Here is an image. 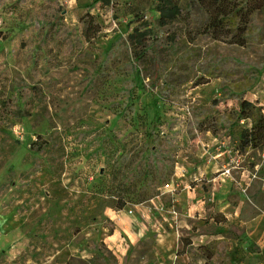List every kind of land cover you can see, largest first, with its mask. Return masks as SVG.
<instances>
[{"label": "rangeland", "instance_id": "obj_1", "mask_svg": "<svg viewBox=\"0 0 264 264\" xmlns=\"http://www.w3.org/2000/svg\"><path fill=\"white\" fill-rule=\"evenodd\" d=\"M188 2L159 27L155 0H0V264H126L114 221L172 203L176 179L207 195L205 218H177L181 197L164 224L158 209L143 238L152 264H192L182 241L198 234L211 237L198 247L205 264L257 258L249 232L257 220L264 231V209L247 186L264 147L241 150L239 134L262 115L264 9L238 47L202 35L207 16ZM150 28L145 46L131 44ZM210 136L225 152L216 166ZM204 163L216 179L193 183Z\"/></svg>", "mask_w": 264, "mask_h": 264}, {"label": "crops", "instance_id": "obj_2", "mask_svg": "<svg viewBox=\"0 0 264 264\" xmlns=\"http://www.w3.org/2000/svg\"><path fill=\"white\" fill-rule=\"evenodd\" d=\"M258 106H260L262 115H264V101L259 102ZM208 144L210 147V150L208 151L212 155H214V158L212 160V163L217 164V162H214L216 159L221 158V156L225 155V152H222L221 154H218V152H215L212 148L214 146H217L218 144V138L214 136H210V139L208 140ZM251 152H256L255 150H250ZM246 152V154H250L251 152ZM258 156L255 157L256 161V167L261 166L258 169L257 173V179H255L253 182L248 185V193L251 195V198L253 201H255L256 206L258 208L264 209V160L260 159V156H264V150L262 151H257ZM244 158V157H242ZM211 163V164H212ZM211 164L207 165L206 163L202 164L201 166H197V172H192L194 176V182H197L201 178V176H205L206 180L211 179H216L213 176L212 172V166ZM212 172V173H211ZM253 170H251V173ZM178 176V175H177ZM176 177V176H175ZM221 177L219 176V179ZM175 178H173L174 180ZM177 184L180 185V193L178 194L177 198H173L171 201L172 203L169 202V199L167 197H164L163 199H154L146 204L135 208L134 213L137 214L138 216H123L120 218V221L115 222V224L120 226V230L125 232L127 234L128 240L126 241L127 238L124 239L126 244L124 243V246L127 247L126 249V264H152L154 261V258L156 255H153L150 251L146 249V243L143 242V238L145 237V234L150 227L149 225L152 223L158 224V209L161 211L160 212V218H161V223L164 224L167 219H173L169 215H165L166 211L174 208L175 211L177 208H179L180 205H182L179 202V197L182 199H186V205H182V211H179L180 214L177 215V218L181 216V213H186L188 212V209L191 211H194L193 215H187L185 218L187 219H195L196 221L202 218H205V211H204V204H205V199L207 198V195L205 196V193L202 192L200 193L198 189V185L194 184V186H191V190H185L183 189L186 185V181L184 179H176L174 180ZM179 188V187H178ZM172 189H174V185H172ZM165 194H169L165 192L164 194L161 195L165 196ZM186 196L192 198L191 200H187ZM208 199V198H207ZM218 201H222V199H219ZM174 202V203H173ZM156 211L148 214V217L146 216V213L148 211ZM163 211V212H162ZM113 218V217H112ZM256 218V216H254ZM256 226L254 227V231L249 232L251 239L257 244L259 247L258 249V254H256L257 258L253 257L248 264H264V231L260 230L261 226L259 224V221H256ZM120 230L117 228L116 231L120 233ZM158 236V235H157ZM208 234H198L195 236V238H191V244L187 250H185L186 256H188L189 260H192V264H205L204 260L202 257H198L200 255L199 252V246L201 244L203 245L204 242H207ZM108 240H114L115 244L117 241V236L114 234L112 236L107 237ZM199 242V243H198ZM123 251L125 252L124 248H122ZM147 250V251H146ZM152 258V259H151ZM188 258H186L188 260ZM179 264V263H178Z\"/></svg>", "mask_w": 264, "mask_h": 264}, {"label": "trees", "instance_id": "obj_3", "mask_svg": "<svg viewBox=\"0 0 264 264\" xmlns=\"http://www.w3.org/2000/svg\"><path fill=\"white\" fill-rule=\"evenodd\" d=\"M188 5L197 7L207 16V24L200 29L202 35L209 36L214 41L245 47L250 20L254 13L264 9V0H189ZM155 11L158 13L155 22L159 27L172 25L182 17L180 0H155ZM147 35L152 39V28L143 32L135 30L129 39L135 47L145 46ZM252 108L249 102L242 101L239 112L243 118H249ZM257 147H264V115L257 119L251 129H243L239 134L241 150ZM123 206L124 204H120L119 209ZM190 244L189 239L182 241L184 249ZM207 257L209 258V254Z\"/></svg>", "mask_w": 264, "mask_h": 264}]
</instances>
